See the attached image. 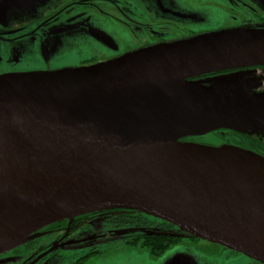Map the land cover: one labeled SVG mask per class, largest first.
Masks as SVG:
<instances>
[{"label": "water", "instance_id": "1", "mask_svg": "<svg viewBox=\"0 0 264 264\" xmlns=\"http://www.w3.org/2000/svg\"><path fill=\"white\" fill-rule=\"evenodd\" d=\"M216 32L93 66L0 75V232L17 218L131 209L264 263V175L234 174L160 150L227 129L263 134L264 101L246 97L264 32ZM237 71L218 83L201 78ZM230 72V73H231ZM220 75V74H219ZM259 93V92H258ZM264 99V94H258ZM0 238L2 234L0 233ZM2 243V242H1Z\"/></svg>", "mask_w": 264, "mask_h": 264}, {"label": "rangeland", "instance_id": "2", "mask_svg": "<svg viewBox=\"0 0 264 264\" xmlns=\"http://www.w3.org/2000/svg\"><path fill=\"white\" fill-rule=\"evenodd\" d=\"M67 1L68 0H0V34L3 35V31L14 28L11 31L22 35L28 36L31 32H36L34 33L36 35H42L41 33L45 28L41 26L39 19H42L49 13V11H45V9L55 5V7H57L56 10H58L59 6ZM253 1L255 7L264 13V0ZM92 2H96V5L102 10L93 13L89 18L84 19L80 17L78 20L81 23L87 22L89 24L95 22L93 25H97L96 30H92L83 24L72 29L73 26L71 25L74 20L70 19L63 20L62 24L54 26V28L57 29L64 27L65 30L62 32H69L72 29L71 33L69 32V36L67 38L65 37L62 41V45H64L63 50L66 52V57L61 59L60 64L58 62V66L62 70L69 69V65L78 64L82 60L90 57L101 59L120 52L121 49H118L108 54V51L104 50L99 45L97 39H99L100 33H105L107 36L121 43L125 41L126 36H131L130 31L133 34L135 33L131 27L134 25L132 22L136 20L141 23L154 22L152 19L163 20L165 22L176 21V24H179L181 27L185 26L193 28L194 30H197V28L210 29V31L198 35H209L210 33L216 32H230L231 34H253L261 30L264 32V26L261 23L229 25L231 18H235V16H238V18L252 16L251 14H247L245 8H242L240 13H237L233 0H140L135 4L137 9L132 8L133 12L129 9L125 10L126 14H129V16L125 17H123L124 15L122 14L120 15L117 12L118 10H113L112 6H110L112 3L108 0H90L87 4L91 5ZM96 5L94 7H97ZM78 11L79 7H76L71 13H77ZM224 25L227 26L214 30ZM168 26L170 27L169 24H164V27ZM153 28L157 29V26L153 24ZM1 44L4 43L0 41V61L4 60L5 56H11V47L3 49ZM32 47L33 44L30 41L19 43V48L15 50L17 52L16 56H18L17 60L20 62L14 68H9L12 69L11 71H17L18 69L24 71V73L38 72V70L34 69L41 68L42 66L35 63L37 62V57L36 54L31 53ZM129 53L130 52L123 55ZM50 55L52 56L54 53ZM4 69L5 67L0 64V70L4 71ZM236 73L237 71L228 72V74H217L208 78H214V80H218V83L222 81L220 79H226L225 81L231 84L227 77L224 76H232ZM248 77H250L249 79L251 80L254 92H251L246 99L264 101V99L261 98L262 96L256 95L258 92V94H264V91H260V87L264 83V76L254 74L253 69L251 74L243 76L239 80V83L243 85L248 84ZM209 138H211L210 140L214 143H220L218 138L214 135ZM153 221L155 224L160 222L155 218ZM149 223L150 222H143V226L128 228L123 232V235L135 234L138 233V231H152V227ZM1 224L10 226L11 223L6 220L5 222L0 221V225ZM99 246L102 253L92 256L85 264H263L251 260L249 257L239 252L231 253L230 250L220 245L211 242L208 243L202 239L184 238L169 247L159 256H153L148 249L140 247L139 245L129 247L124 243L123 239L120 238L115 241L111 240L107 243L102 242Z\"/></svg>", "mask_w": 264, "mask_h": 264}, {"label": "flooded vegetation", "instance_id": "3", "mask_svg": "<svg viewBox=\"0 0 264 264\" xmlns=\"http://www.w3.org/2000/svg\"><path fill=\"white\" fill-rule=\"evenodd\" d=\"M89 1L90 0H68L67 2H64L61 6H59L58 10H56L57 7H55V5H53V7L49 6L48 8H46L45 11H49V13L42 19H39L41 26L45 28L41 33L43 35V38L42 35L34 34L36 32H31L28 36H26L11 31L14 28L3 31V35L0 34V41L4 44H1V46L3 47V49H5L6 47H11V56H5L4 60L0 61V64L5 67L4 71L0 70V74L5 75L24 73V71L22 70L17 69V71H11L12 69L9 68H14L19 64L20 61L17 60L18 56H16L17 52L15 49L19 48V43L25 41L32 42L33 47L31 48V53L36 54L37 57V62L35 63L42 66L41 68H37L34 70L54 71L61 69L58 66V62L60 64L61 59L66 57V52H64L63 50L64 45H62V41L65 37L67 38L69 36V32L71 33L72 29L81 24L88 28H91L92 30H96L97 25H93L95 24V22L89 24L87 22L81 23L78 20V18L80 17L84 19L89 18L91 15H93V13L102 10L98 7V5H96V2H92L91 5H88L87 3H89ZM108 1L112 3L110 6H112L113 10H118L117 12L120 15H124L123 17H125L129 16V14H126L125 10L129 9L131 12H133L132 8L137 9L135 4L140 0ZM233 4L236 7L237 13H240L242 8H245L247 14H251L252 16L241 18L235 16V18H231L229 25L261 23L264 26V13H262L255 7V3L253 0H233ZM95 5L97 7H94ZM76 7H79V11L77 13H71ZM66 19L74 20L75 22L74 23L72 21L71 26H73V28L71 29V31L62 32L65 30L64 27L58 29L54 28L55 25L62 24L63 20ZM152 20L154 22L151 23H141L137 20L132 22L135 26L133 25L131 28L135 31V33L133 34L130 31L131 36H126L125 41L121 43L120 41L118 42V40L112 39L111 37L107 36L105 33H100L99 39H97V41L104 50L108 51V54L118 49H121V51L101 59L90 57L88 59L82 60L78 64L69 65L68 67L79 68L93 66L99 63H104L116 59L128 52L131 53L159 44L191 38L198 34L210 31V29L197 28V30H194L193 28L185 26L181 27L179 26V24H176V21L165 22L163 20ZM153 24L157 26V29L153 28ZM164 24H169L170 27H164ZM226 26L227 25L220 26L215 28L214 30ZM65 48L67 49L66 46ZM51 53H54V55L51 56ZM253 69L254 74L264 76V65L237 70L245 71ZM231 71L232 70L226 72L228 73ZM260 91H264V83L260 87ZM226 131L227 130L213 131V134L220 141L219 144L214 143L211 140H209L207 143L212 145L233 144L248 150H252L253 152L264 156V134H259L258 136L255 135L253 137L254 139L249 141L244 138L239 139L237 137H228L225 135ZM203 136L193 137L195 138ZM152 219L154 220V217L146 215L142 212L122 208L105 210L103 209L79 214L72 218H65L39 229L38 231L33 233L32 237L25 243L5 253L0 254V264H85V262L92 256L102 253V250L99 246V244L102 242L107 243L111 240L115 241L120 238L123 239L124 243L129 247L139 245L140 242H137L135 245L132 244L134 242V238L136 239V236L141 235L145 232L138 231V233L131 235H123V232L126 229L134 226H143V222H150L149 224L152 227V231H157L158 229H166L169 231H173L172 233L174 234H179L175 232L177 227H172V224L169 223L170 225H172L169 226L164 223L163 220L157 218L155 219L159 220L160 222L158 224H155ZM184 238L200 239L198 237L186 234L182 236L180 240H183ZM179 241H177L176 243H178ZM205 241L210 243V241ZM220 246L230 250L231 253L237 252L222 245ZM249 258L251 260L258 261L254 258Z\"/></svg>", "mask_w": 264, "mask_h": 264}, {"label": "bare ground", "instance_id": "4", "mask_svg": "<svg viewBox=\"0 0 264 264\" xmlns=\"http://www.w3.org/2000/svg\"><path fill=\"white\" fill-rule=\"evenodd\" d=\"M160 150L179 154L190 159L210 164L234 174L248 172L251 174L262 173L264 175V164L253 155L239 149L225 148L221 151H211L209 148L195 143H165L159 147ZM258 172V173H257ZM58 214H44L17 218L16 225L0 233V248L21 240L28 233L33 232L55 219ZM5 222V221H4ZM3 224V223H2ZM2 242V243H1Z\"/></svg>", "mask_w": 264, "mask_h": 264}, {"label": "trees", "instance_id": "5", "mask_svg": "<svg viewBox=\"0 0 264 264\" xmlns=\"http://www.w3.org/2000/svg\"><path fill=\"white\" fill-rule=\"evenodd\" d=\"M226 71H229V70H225V71H223V73ZM217 74H222V71L207 73V74L202 75L201 78L211 77V76H214ZM224 130H227V129H224ZM212 135H214L213 132L209 133L203 137H195V138L194 137H186V138H183L181 140H183V141H195V142H199V143L209 144V143H207V141L211 139L209 137ZM225 135L228 137H235V138L237 137L239 139L244 138V139L249 140V141L254 139L253 138L254 136L247 135V134H241V133L235 132L233 130H227L225 132ZM163 222L169 226H172L168 222H165V221H163ZM172 227H176V226L173 225ZM172 232L173 231H169L166 229H158L157 231L145 232L141 235L136 236V239L134 238V242L132 244L135 245L137 242H140L139 245L143 248L148 249L149 252L153 256H159L162 253H164L172 244L179 241L182 236L187 234V233L182 232L179 228H177L175 231L179 234H174Z\"/></svg>", "mask_w": 264, "mask_h": 264}]
</instances>
